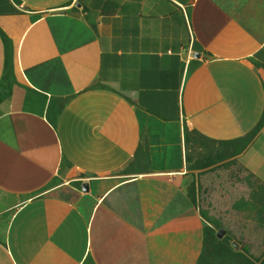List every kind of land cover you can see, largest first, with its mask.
<instances>
[{
    "label": "crops",
    "instance_id": "1",
    "mask_svg": "<svg viewBox=\"0 0 264 264\" xmlns=\"http://www.w3.org/2000/svg\"><path fill=\"white\" fill-rule=\"evenodd\" d=\"M253 187L264 0H0V264H197Z\"/></svg>",
    "mask_w": 264,
    "mask_h": 264
},
{
    "label": "rangeland",
    "instance_id": "2",
    "mask_svg": "<svg viewBox=\"0 0 264 264\" xmlns=\"http://www.w3.org/2000/svg\"><path fill=\"white\" fill-rule=\"evenodd\" d=\"M196 144L205 145L202 140H198ZM186 160L187 163L190 162L189 157ZM193 168V164H187L185 170L189 172ZM176 177L178 178L164 177L155 181L160 191L159 197L156 199L159 206H165L166 212H177V209L182 212L183 206L188 209H197V207L203 209L205 203L202 191L199 190V193H196L194 176ZM179 185L183 188V195L177 193ZM172 191H176V193L169 197H163L164 192L172 194ZM252 191L253 194H256V201L261 202L264 188L253 187ZM162 197L166 199L163 200ZM253 202L252 199L247 204L248 211L243 213L244 216L241 220H227L228 216H222V219H219L217 215L206 216L203 212L201 213V216L208 219L214 228L211 231L204 230L202 257L197 264H264V208L259 209L260 207L254 206ZM223 217L226 220H223ZM220 230H223L224 234L218 238L217 234Z\"/></svg>",
    "mask_w": 264,
    "mask_h": 264
},
{
    "label": "water",
    "instance_id": "3",
    "mask_svg": "<svg viewBox=\"0 0 264 264\" xmlns=\"http://www.w3.org/2000/svg\"><path fill=\"white\" fill-rule=\"evenodd\" d=\"M84 190H87V188L85 187ZM223 234H224V231H223V230H220V231L218 232V234H217V237H218V238H221V237L223 236Z\"/></svg>",
    "mask_w": 264,
    "mask_h": 264
},
{
    "label": "trees",
    "instance_id": "4",
    "mask_svg": "<svg viewBox=\"0 0 264 264\" xmlns=\"http://www.w3.org/2000/svg\"><path fill=\"white\" fill-rule=\"evenodd\" d=\"M192 202L194 203V201H192ZM204 230L211 231L213 229L211 227L205 225L204 228H203V234H204Z\"/></svg>",
    "mask_w": 264,
    "mask_h": 264
}]
</instances>
